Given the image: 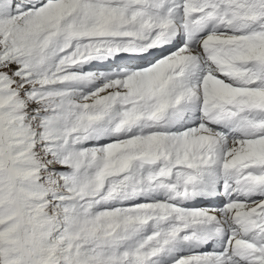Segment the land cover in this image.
<instances>
[{
	"label": "snow or ice",
	"instance_id": "6c2138e0",
	"mask_svg": "<svg viewBox=\"0 0 264 264\" xmlns=\"http://www.w3.org/2000/svg\"><path fill=\"white\" fill-rule=\"evenodd\" d=\"M0 264H264V0H0Z\"/></svg>",
	"mask_w": 264,
	"mask_h": 264
}]
</instances>
